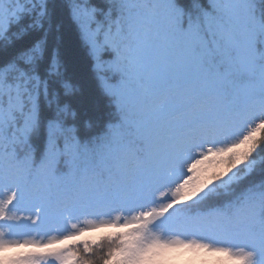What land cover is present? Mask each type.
<instances>
[{
  "label": "snow or ice",
  "instance_id": "snow-or-ice-1",
  "mask_svg": "<svg viewBox=\"0 0 264 264\" xmlns=\"http://www.w3.org/2000/svg\"><path fill=\"white\" fill-rule=\"evenodd\" d=\"M10 249L0 264H264V0H0Z\"/></svg>",
  "mask_w": 264,
  "mask_h": 264
},
{
  "label": "rangeland",
  "instance_id": "rangeland-1",
  "mask_svg": "<svg viewBox=\"0 0 264 264\" xmlns=\"http://www.w3.org/2000/svg\"><path fill=\"white\" fill-rule=\"evenodd\" d=\"M106 229H110V228L100 229L93 232H86L84 236L89 237L90 240H94L96 238L97 233ZM16 251H20V250L10 249V250H6L3 253H0V255L11 257L13 253H15ZM214 260L222 261L224 260V258L209 253H193L189 251H180V252H174L170 255L168 264H210Z\"/></svg>",
  "mask_w": 264,
  "mask_h": 264
},
{
  "label": "trees",
  "instance_id": "trees-1",
  "mask_svg": "<svg viewBox=\"0 0 264 264\" xmlns=\"http://www.w3.org/2000/svg\"><path fill=\"white\" fill-rule=\"evenodd\" d=\"M113 230H106V231H103V232H100L97 236V237H102V236H105V235H108L109 233H111ZM84 239H87L89 240V242H92L89 238L83 236V237H80V238H77V241L76 242H79L81 240H84ZM217 261L219 260H214L211 264H217Z\"/></svg>",
  "mask_w": 264,
  "mask_h": 264
}]
</instances>
